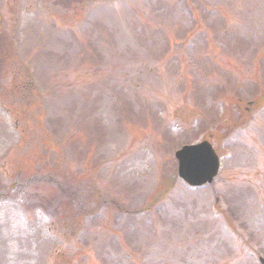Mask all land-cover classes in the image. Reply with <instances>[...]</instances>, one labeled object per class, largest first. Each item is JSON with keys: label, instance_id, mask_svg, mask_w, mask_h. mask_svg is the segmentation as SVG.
<instances>
[{"label": "rangeland", "instance_id": "374dc122", "mask_svg": "<svg viewBox=\"0 0 264 264\" xmlns=\"http://www.w3.org/2000/svg\"><path fill=\"white\" fill-rule=\"evenodd\" d=\"M258 257L264 0H0V264Z\"/></svg>", "mask_w": 264, "mask_h": 264}, {"label": "water", "instance_id": "95a60500", "mask_svg": "<svg viewBox=\"0 0 264 264\" xmlns=\"http://www.w3.org/2000/svg\"><path fill=\"white\" fill-rule=\"evenodd\" d=\"M177 174L191 186L211 182L218 168V158L207 141L184 145L175 151ZM264 264V260L259 258Z\"/></svg>", "mask_w": 264, "mask_h": 264}]
</instances>
